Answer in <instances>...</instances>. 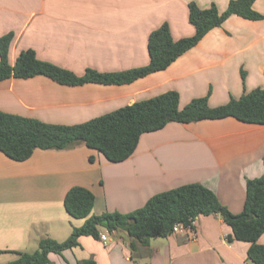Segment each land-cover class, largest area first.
Segmentation results:
<instances>
[{
	"label": "crops",
	"instance_id": "1",
	"mask_svg": "<svg viewBox=\"0 0 264 264\" xmlns=\"http://www.w3.org/2000/svg\"><path fill=\"white\" fill-rule=\"evenodd\" d=\"M230 0H0V37L13 33L8 59L31 49L40 60L82 75L87 68L117 72L146 65L148 36L167 23L174 40L191 36L188 3L226 9ZM253 9L261 20L231 15L165 69L130 83L60 84L47 76L0 81V111L53 124H78L167 91L179 107L207 96L211 106L264 88V0ZM264 171V125L233 117L168 122L140 135L133 153L110 162L84 144L35 149L16 161L0 151L1 251H33L41 237L62 241L83 218L70 216L64 196L73 186L94 195L91 214L128 213L152 195L198 182L231 212L245 200V181ZM194 232V236H193ZM193 232L153 237L131 250L129 235L100 228L78 245L50 252L47 264H250L249 243L227 240L231 228L218 214L200 215ZM105 233L103 242L99 235ZM126 235V236H125ZM259 242H263L261 238Z\"/></svg>",
	"mask_w": 264,
	"mask_h": 264
},
{
	"label": "trees",
	"instance_id": "2",
	"mask_svg": "<svg viewBox=\"0 0 264 264\" xmlns=\"http://www.w3.org/2000/svg\"><path fill=\"white\" fill-rule=\"evenodd\" d=\"M254 1L230 0L222 12L214 4L200 8L189 2L188 20L194 27L191 36L174 40L168 24L163 23L148 36V63L117 72L87 68L82 75H76L38 59L31 49L20 51L10 64L8 51L13 33L8 32L0 37V81L9 77L44 75L67 85L130 83L165 69L231 15L261 20L263 15L253 9ZM225 117L264 125V88L256 87L217 106L209 105L207 96L196 97L181 108L178 92L171 90L72 125L46 123L0 111V151L13 160L23 161L35 149L63 150L84 144L102 153L108 161L120 162L133 153L141 134L159 130L168 122L189 123ZM93 203L94 195L89 189L71 187L64 196V207L70 216L83 218V224L73 227L62 241L41 237L33 251H1L12 255L10 260L1 264H47L50 252L60 254L78 245V238L83 235L97 237L100 228L109 232H126L131 238L129 247L135 250L138 245H147L150 238L172 234L175 223L188 224L190 218L210 214L220 215L231 228L228 241L235 239L249 243L247 259L250 264H264V171L258 177L246 179L244 205L239 213L231 212L211 189L198 182L156 193L142 207L128 213L106 211L94 215L91 214ZM261 238L263 242H259ZM78 264H95V261L85 259Z\"/></svg>",
	"mask_w": 264,
	"mask_h": 264
},
{
	"label": "built area",
	"instance_id": "3",
	"mask_svg": "<svg viewBox=\"0 0 264 264\" xmlns=\"http://www.w3.org/2000/svg\"><path fill=\"white\" fill-rule=\"evenodd\" d=\"M194 222L195 219L194 218H190L189 219V223L188 224H183L181 222L175 223L172 227V232L176 233V232H181V231H190L193 232V226H194ZM194 232H193V236H194ZM99 238L101 241H105L107 239V235L105 233H101L99 235Z\"/></svg>",
	"mask_w": 264,
	"mask_h": 264
},
{
	"label": "water",
	"instance_id": "4",
	"mask_svg": "<svg viewBox=\"0 0 264 264\" xmlns=\"http://www.w3.org/2000/svg\"><path fill=\"white\" fill-rule=\"evenodd\" d=\"M126 236V235H125Z\"/></svg>",
	"mask_w": 264,
	"mask_h": 264
}]
</instances>
